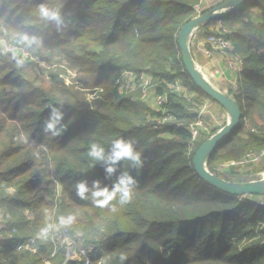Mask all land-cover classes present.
Segmentation results:
<instances>
[{
    "label": "trees",
    "instance_id": "1",
    "mask_svg": "<svg viewBox=\"0 0 264 264\" xmlns=\"http://www.w3.org/2000/svg\"><path fill=\"white\" fill-rule=\"evenodd\" d=\"M199 1L46 0L49 7L64 5L65 14H71L68 27L62 35L51 28L39 31L43 22L27 30L44 35V47H70L79 87L58 75L50 76L48 86L35 85L26 65L17 67L0 56V211L5 225L0 264H121V254L127 256L123 264H264V206L212 188L193 168L196 149L218 130L200 133L191 147L190 124L203 99H211L185 71L177 36L196 16ZM218 21L227 29L222 34L231 42V53L242 61L238 87L229 92L241 118L209 154L206 169L234 182L235 172L221 173L219 165L264 149V0H249L201 27L210 35L208 25ZM125 71L146 74L155 95L166 94L162 107L174 117L171 124L152 130L151 119L162 112L151 110L138 94L118 91L115 81ZM175 80L185 93L168 88ZM89 89L100 92L88 100ZM61 102L67 128L58 137L45 135L48 106ZM21 132L29 135V143L19 140ZM121 136L138 141L145 164L137 173L122 163L121 171H130L138 185L127 205L113 201L118 211L111 213L80 200L74 185L80 179L112 184L115 176L105 179L102 167H89L87 151L91 142L107 148ZM10 188L13 194L7 193ZM68 214L75 221L66 233H82L80 250L87 258L79 261L67 259L59 233L46 242L36 238L46 223ZM21 241L26 249L17 250ZM88 247L93 251L88 253Z\"/></svg>",
    "mask_w": 264,
    "mask_h": 264
},
{
    "label": "clouds",
    "instance_id": "2",
    "mask_svg": "<svg viewBox=\"0 0 264 264\" xmlns=\"http://www.w3.org/2000/svg\"><path fill=\"white\" fill-rule=\"evenodd\" d=\"M28 7V15L24 14V7ZM0 27L5 29L7 39L0 41V56L7 57L14 62L17 67H23L24 61L22 54L27 48L33 50L44 47V35H38L29 32V27H36L38 22H43L44 27L39 29L45 32L48 28L53 29L57 34L62 35L68 27V21L71 14H65L64 5L59 7H49L46 0L33 4V0H0ZM16 45V46H13ZM43 67V62H41ZM89 100L92 96L88 97ZM64 104H49L48 116L43 121L42 132L51 137H58L66 130L67 124L64 117ZM74 119V117L72 118ZM19 140L22 143H29V135L21 132ZM35 143V141H32ZM138 141L135 138L119 137L114 139L111 144L105 148L100 143L91 142L87 151L90 159L89 167L99 165L103 168L105 179L115 180L111 185L102 183L101 180L95 179L88 182L87 179L77 180L74 185L76 196L80 200L89 201L93 206L98 208H108L111 213L118 211L117 201L120 206L127 205L131 202L138 180L130 171H121L123 162H127L129 168L137 173L144 167L145 161L142 152L137 148ZM75 221L72 214L60 215L55 224L46 223L36 233V238L41 241H48L53 238V233L60 228L70 227ZM121 264L127 260L125 254L119 256Z\"/></svg>",
    "mask_w": 264,
    "mask_h": 264
},
{
    "label": "rangeland",
    "instance_id": "3",
    "mask_svg": "<svg viewBox=\"0 0 264 264\" xmlns=\"http://www.w3.org/2000/svg\"><path fill=\"white\" fill-rule=\"evenodd\" d=\"M226 0H218V3L216 2L215 7L220 5L221 3L225 2ZM200 2V1H199ZM202 7V6H201ZM203 9V8H202ZM212 8L205 9L203 11H208ZM3 11V8L0 10V12ZM26 14V13H25ZM200 14V13H199ZM196 13V15H199ZM195 17V16H194ZM221 24V23H220ZM227 29L224 28L223 32H227ZM54 31V30H53ZM0 41H3L7 39V36L5 34V29L3 27H0ZM214 35V34H210ZM208 35V36H210ZM216 35V34H215ZM3 36V37H2ZM207 36V37H208ZM16 46V45H13ZM78 56L80 55L79 53H73ZM81 56V55H80ZM70 58L71 62L67 59ZM22 59L24 61V65L27 67L24 69L28 73L31 79H35V85H39L40 82H43V85H49L50 84V76L53 75H58V78L60 80H63L67 85L72 84L74 86H82L81 84H78L77 81L79 82V75L78 72L75 69H72V65H75L76 62L73 59V56L70 55V47L68 46H60V47H41L39 49H31L27 48L23 54H22ZM41 62H43V67L41 66ZM151 82V79H150ZM118 89V88H117ZM197 89V88H196ZM94 89H89L86 90L87 92V99L89 96L94 97V95L97 92H100V90H96L92 93H89L88 91H92ZM125 90V94L127 95H135L138 94L140 95V99L148 104V100L151 97L150 91L155 94L154 87H151L146 91L145 94L142 93V89L139 86L138 83H129L125 87V89H118L119 92H122ZM186 91V90H185ZM89 100V99H88ZM212 103V101L210 100ZM216 104V103H214ZM217 105V104H216ZM154 107V106H153ZM153 107H150L151 110ZM212 110V109H211ZM219 111V112H217ZM207 115L205 120L209 123V128H218L220 129L223 127V123H225L228 119V117L225 115H222L223 113L221 112V109L216 106L214 107L213 110V116L209 117ZM155 119H151V122H154ZM210 128V129H212ZM217 132V131H216ZM216 132L212 133L210 136L215 134ZM209 136V137H210ZM263 150V149H262ZM261 151V150H260ZM254 151L249 150L245 156H243L240 160H230V161H225L222 162L219 165V172H227V171H232L235 172L234 175L238 179L237 181L234 182H248V181H261V175L264 171V157L261 156L259 159L253 161L252 158L249 157V154ZM258 152V151H257ZM225 167V169H222ZM233 182V181H231ZM7 193L13 194L14 189L10 188L7 190ZM239 201H244V197H239ZM252 199L255 200L256 202H264V197H258V196H252ZM3 212L0 211V238L2 239V234L1 230L5 229L4 221L2 219ZM56 223V222H55ZM54 223V224H55ZM74 226V223L67 228H60L59 231H57L58 235V240L60 241L61 244L65 245L66 248V257L68 260H76L79 261V252L80 250V244H79V239L81 237V232L80 230H75L71 235H68L69 230H72ZM66 236V237H64ZM34 242V239H31ZM88 253L93 251L92 247L87 248Z\"/></svg>",
    "mask_w": 264,
    "mask_h": 264
},
{
    "label": "water",
    "instance_id": "4",
    "mask_svg": "<svg viewBox=\"0 0 264 264\" xmlns=\"http://www.w3.org/2000/svg\"><path fill=\"white\" fill-rule=\"evenodd\" d=\"M249 0H226L220 5L205 11L187 21L179 30L177 43L181 62L193 85L212 101L218 103L228 114L227 123L212 136L206 138L196 149L193 168L198 176L212 188L230 196L264 197V181L230 182L208 172L206 160L209 154L238 126L241 110L233 98L215 89L197 69L189 50V37L202 25L227 15L232 9L241 7Z\"/></svg>",
    "mask_w": 264,
    "mask_h": 264
},
{
    "label": "built area",
    "instance_id": "5",
    "mask_svg": "<svg viewBox=\"0 0 264 264\" xmlns=\"http://www.w3.org/2000/svg\"><path fill=\"white\" fill-rule=\"evenodd\" d=\"M201 1L202 0H200V2L194 6V9H195L197 14H199V13L201 14V12H202L201 5H200ZM207 42L209 44H211V46L213 48H215L216 50H218L219 52H221L223 54H227L228 55V60H227L228 65L232 69H234L236 72L240 73V71L242 69V61L236 54L231 53L232 45H231V42L227 39V37L225 35H223V34L210 35L207 37ZM189 45H190V42L188 43V46ZM205 53L209 54V51L206 50ZM131 82L138 83L142 89L143 94H145L146 91L148 89H150L151 87H154L150 82V77L147 76L146 74L140 73L139 75H136L133 72H128V71H125L120 75V77L115 81V85L117 86L118 89L122 90V89H125L127 84H129ZM168 88L172 92L173 91H176L179 93H181V92L185 93L186 92L177 80H175L172 84H169ZM236 88L237 87H234V90ZM155 100H156V106H157L158 110H160V112H162V116L155 118V121L153 122V125L151 126L152 130L157 131V130L164 129L169 124H171V122L174 121V117L171 114H166L165 109L162 107L163 104H165L167 101L166 94H157L155 97ZM208 101H209V99H207V98L203 99L202 103L198 106V109H197V114H196L197 120L193 124H190L189 132L191 135V141H192L191 147L192 148H193V141H195L198 138L200 133H205V134L209 133V126H208V124L204 118L209 113L208 104H207ZM261 156L264 157V149L259 151V152H252L249 154V157L252 158L253 161L259 159ZM222 169H225V167H223ZM248 198L252 199V196H245L244 197V199H248ZM256 203L261 205V206H264V202H258L257 201ZM8 237H10V235ZM64 237H66V236H64ZM0 241L5 242V240H1V238H0ZM26 244L29 246L32 245L33 240H31V239L28 240ZM27 245H24L21 241L20 243L17 244L16 248H17V250H24V249H26ZM80 257L87 258L86 254L83 250H81V252H79V259H80ZM85 263H86V261H85Z\"/></svg>",
    "mask_w": 264,
    "mask_h": 264
},
{
    "label": "crops",
    "instance_id": "6",
    "mask_svg": "<svg viewBox=\"0 0 264 264\" xmlns=\"http://www.w3.org/2000/svg\"><path fill=\"white\" fill-rule=\"evenodd\" d=\"M216 2L218 3V0H202L200 3V5L202 6L201 10L203 11L205 9L214 8ZM207 30L208 32H211V34H214V35L224 33L223 32L224 28L221 27L220 21L209 24L207 27ZM205 31L206 30L203 27H199L196 30H194L193 33L191 34L189 38V42H190L189 50H190L191 56L193 58L195 66L202 73L203 77L215 89L229 95L230 90H234V87H238L240 74L239 72H236L234 69H232L228 65L227 63L228 55L227 54H223L219 52L218 50L213 48L211 44L207 42L208 35L206 34ZM206 50L209 51V54L205 53ZM191 93L192 95H194L193 92ZM150 95L151 97L148 100L147 106L149 108L154 106L152 110L158 111V108L156 106V100H155L156 95L151 91H150ZM214 103L216 102L212 101L211 103L210 100L207 102L208 111L209 113H211L209 117L213 116V110H214V107L216 106H218L221 109V112L223 113L222 115H225V117L226 116L228 117V114L225 112V110L218 103H216L217 105ZM227 121L223 124L225 125ZM167 134L168 133L164 135H167Z\"/></svg>",
    "mask_w": 264,
    "mask_h": 264
},
{
    "label": "bare ground",
    "instance_id": "7",
    "mask_svg": "<svg viewBox=\"0 0 264 264\" xmlns=\"http://www.w3.org/2000/svg\"><path fill=\"white\" fill-rule=\"evenodd\" d=\"M260 175H261V181H264V171L262 172V173H260Z\"/></svg>",
    "mask_w": 264,
    "mask_h": 264
}]
</instances>
